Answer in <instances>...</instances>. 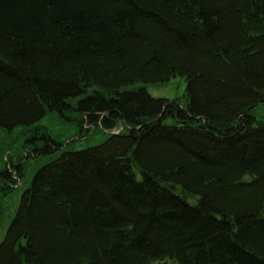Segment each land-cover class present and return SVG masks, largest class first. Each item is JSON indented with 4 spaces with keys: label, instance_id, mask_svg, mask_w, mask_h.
<instances>
[{
    "label": "trees",
    "instance_id": "1",
    "mask_svg": "<svg viewBox=\"0 0 264 264\" xmlns=\"http://www.w3.org/2000/svg\"><path fill=\"white\" fill-rule=\"evenodd\" d=\"M175 77L183 105L133 88ZM262 103L264 0H0V130L72 111L127 129L65 151L32 128L59 155L0 264H264Z\"/></svg>",
    "mask_w": 264,
    "mask_h": 264
},
{
    "label": "rangeland",
    "instance_id": "2",
    "mask_svg": "<svg viewBox=\"0 0 264 264\" xmlns=\"http://www.w3.org/2000/svg\"><path fill=\"white\" fill-rule=\"evenodd\" d=\"M143 87L153 98L178 101L184 104L185 81L175 77L165 84L135 85ZM258 121H264V103L251 111ZM171 121H167L169 124ZM171 124V123H170ZM34 127L44 129L47 135L62 146L65 151L88 148L104 142L109 134L126 133L127 129L118 126L112 131L103 130L99 125L89 124L86 119L74 111L57 114L48 112L33 127H18L11 131L0 130V173L6 171L12 175L7 185L0 183V242L13 219L23 191L29 185L34 172L55 159L59 154L40 156L34 150L41 143H32L31 130ZM32 143V144H30ZM3 185V188H2Z\"/></svg>",
    "mask_w": 264,
    "mask_h": 264
},
{
    "label": "water",
    "instance_id": "3",
    "mask_svg": "<svg viewBox=\"0 0 264 264\" xmlns=\"http://www.w3.org/2000/svg\"><path fill=\"white\" fill-rule=\"evenodd\" d=\"M159 125H160V120H157L153 127H156V126H159Z\"/></svg>",
    "mask_w": 264,
    "mask_h": 264
}]
</instances>
